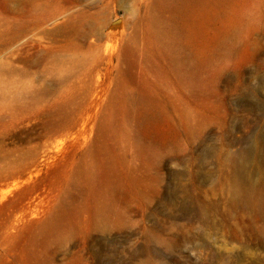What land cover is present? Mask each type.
Masks as SVG:
<instances>
[{"label": "rangeland", "instance_id": "rangeland-1", "mask_svg": "<svg viewBox=\"0 0 264 264\" xmlns=\"http://www.w3.org/2000/svg\"><path fill=\"white\" fill-rule=\"evenodd\" d=\"M0 0V264H264V0Z\"/></svg>", "mask_w": 264, "mask_h": 264}, {"label": "bare ground", "instance_id": "bare-ground-1", "mask_svg": "<svg viewBox=\"0 0 264 264\" xmlns=\"http://www.w3.org/2000/svg\"><path fill=\"white\" fill-rule=\"evenodd\" d=\"M194 4L186 13L190 25L185 30L187 37L194 39L201 35L207 20L215 10L230 12L233 6L229 0H194ZM231 13V12H230Z\"/></svg>", "mask_w": 264, "mask_h": 264}]
</instances>
